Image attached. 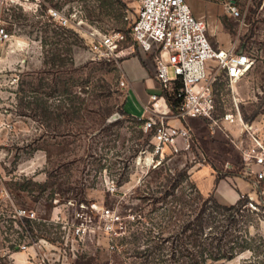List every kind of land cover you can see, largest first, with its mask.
Returning a JSON list of instances; mask_svg holds the SVG:
<instances>
[{
    "label": "rangeland",
    "instance_id": "obj_1",
    "mask_svg": "<svg viewBox=\"0 0 264 264\" xmlns=\"http://www.w3.org/2000/svg\"><path fill=\"white\" fill-rule=\"evenodd\" d=\"M119 1L121 5L96 11L99 3L95 0H0V27L10 35L0 45V264H11L9 256L21 251L19 246L28 247L27 253L36 248L33 239L23 235L19 219L10 221L12 211L18 209L63 224H48L53 234L43 238V249L37 247L51 264H156L154 256L145 263L139 252L153 249L159 234L168 237L178 229L182 218L177 198L193 205L182 215L201 207L203 201L188 188L193 183L199 188L203 185L202 165H210L219 177L244 182V191L254 189L239 177L240 154L202 118L189 119L196 140L192 153L166 155L162 164L153 163L150 147L145 145L148 135L143 132L141 137L137 122L119 112L129 103L120 86L123 63L136 58L155 70L153 57L135 49L132 56L119 60V67L114 61H98L91 52V33L123 32V47H132L126 31L137 19L139 0ZM186 2L192 12L202 13L214 47L236 48L254 62L232 89L220 88L217 115L233 111L235 100L243 117L256 111V117L264 115V0ZM229 2L238 9L239 17L228 14ZM47 8L76 14L84 22L85 32L57 35ZM58 55L66 65L52 64ZM132 62L136 61L130 60L127 67ZM169 75L173 77L172 71ZM129 77L139 79L141 86L138 74ZM195 158L200 163L194 164ZM227 163L236 167L228 175ZM187 165L192 166L190 174L196 168L194 180L190 178L162 208L154 193L167 172L175 173ZM254 206L257 210L248 206L239 226L241 235L249 230L257 253L245 251L231 261L215 264H264V208ZM107 209L119 217L109 231L110 219L103 217ZM81 222L87 223V230L75 238L70 228ZM173 248L166 243L163 258L170 260ZM157 254L154 250L153 255Z\"/></svg>",
    "mask_w": 264,
    "mask_h": 264
},
{
    "label": "built area",
    "instance_id": "obj_2",
    "mask_svg": "<svg viewBox=\"0 0 264 264\" xmlns=\"http://www.w3.org/2000/svg\"><path fill=\"white\" fill-rule=\"evenodd\" d=\"M228 14L239 17L240 13L232 2L226 5ZM48 19L57 28L70 29L82 34L84 22L76 14H67L62 10L47 8ZM85 32V31H84ZM91 52L98 61L116 62L132 56L137 49L141 54L153 57L156 80L161 87V93L179 85L177 99L180 106L173 113L164 97L152 95L150 104L146 107L147 118L142 125L146 135H150L153 163L162 164L166 155H178L193 151L195 133L189 119L202 118L212 132L220 131L227 141L240 154L239 177L251 182L255 187L258 206H264V115L245 119L239 104L235 100V109L222 116L217 115V94L221 87L233 88L251 70L254 62L244 52L236 48H216L209 38V26L204 19L196 17L186 0H139L138 16L132 26V47H123L126 34L91 33ZM10 35L5 28L0 27V45L8 42ZM120 67V64H119ZM172 71L173 77L169 73ZM123 90L128 89V81L123 74L120 83ZM176 121L178 124H172ZM169 152V154H167ZM156 159V160H154ZM236 167L227 163L225 173H232ZM257 210L254 204H249ZM15 218L42 222L51 226L63 225L58 220L47 222L37 218L36 213L27 209H18ZM103 217L109 224L119 220L111 210H105ZM58 219V218H56ZM87 223L81 222L70 228L75 238L82 237L87 230ZM67 228L64 226V229ZM33 239L32 259L37 264H51L43 249L46 241L43 238ZM39 241L40 243L37 244ZM32 245V244H31ZM37 247H39L37 249ZM21 252L30 249L18 247ZM32 249V248H31ZM41 251V250H40Z\"/></svg>",
    "mask_w": 264,
    "mask_h": 264
},
{
    "label": "trees",
    "instance_id": "obj_3",
    "mask_svg": "<svg viewBox=\"0 0 264 264\" xmlns=\"http://www.w3.org/2000/svg\"><path fill=\"white\" fill-rule=\"evenodd\" d=\"M95 1L96 3H99L96 11L105 8V6L109 9L111 7L113 8L115 4L121 5L119 0ZM99 15H101L100 12ZM57 29L60 33L57 35L69 33L78 36L73 30ZM124 29L125 28L121 31H124ZM131 31L132 27L130 30L126 31V33L129 34L130 39H132ZM68 52H71V49H69ZM60 57L61 56L58 55L53 58L52 64L55 65L57 62H60V66L66 65L64 63L65 59H61ZM179 89L180 86L177 84L172 86L170 90L161 93V96L166 99L169 108L173 113L177 112L180 106V100L177 99ZM119 112L121 116L136 121L137 125L141 128L146 121V119L139 120L138 118L131 116L124 108ZM258 112L259 111L254 112L252 116H246V114H244V118H255L258 115ZM140 133L142 137L143 131L141 130ZM151 137L152 136L150 135L147 136L145 144L146 146L149 145L150 150L152 149V146L150 145ZM193 163L198 164L200 161L195 158ZM191 168L192 166L187 165L185 168L176 171L175 173L167 172L164 181L160 183V189L154 193V196L156 195V197H154L155 202L161 203L162 208L167 205V199L169 197L174 198L176 192L178 193L183 186L188 183L191 178ZM222 179V177L218 176L215 185L217 186ZM118 185L122 186L121 183H118ZM188 189L190 194L194 192L197 193L198 199H201L203 204L197 211L196 209H192L193 212L191 214L182 215L183 211L188 210L189 207L193 208V205H190L187 201H183V198H175V204L179 206V211L181 212L180 217L182 220H179L181 221L180 225L177 226L178 229L174 232L172 231L168 237L163 236L162 233L161 235L159 234L158 244L152 246L153 249L147 247L139 252V255L145 260V263L150 262L154 256V259L158 261L156 264H215L222 261H231L245 251H252L255 252V254L257 253L253 246L255 239L250 236L249 230L246 229L243 235L240 234L242 228H240L239 225L246 216V213L249 212L248 205L251 203L255 204L249 196H241L235 205L223 206L215 199L214 193H210L205 199L195 184L190 185ZM21 190L26 191V187L22 186ZM259 207L264 208L263 205ZM15 212L16 211H12L11 213V222L15 221L13 219L16 215ZM253 214L258 215L257 212H254ZM19 226L22 228L23 235L27 238L46 239L53 234L51 233L52 226L49 228L48 225L42 222L38 223L30 220H19ZM166 243H169L171 247H174V254H172L170 260L163 258L166 256L164 254ZM15 246L16 245L11 246L12 250L15 249ZM154 250L159 253L157 254L158 257L157 255H153Z\"/></svg>",
    "mask_w": 264,
    "mask_h": 264
},
{
    "label": "crops",
    "instance_id": "obj_4",
    "mask_svg": "<svg viewBox=\"0 0 264 264\" xmlns=\"http://www.w3.org/2000/svg\"><path fill=\"white\" fill-rule=\"evenodd\" d=\"M193 13H195L196 17L203 19V15L201 12L196 10L193 11ZM130 60H135L136 62H132V64H130V67H127V64ZM130 60H127L123 63V74L128 81V89L125 92L127 93L129 100V103L127 101L125 110L131 116H134L136 118H147L148 114L146 113V107L150 104V97L152 95H160L161 87L159 82L156 80V72L154 69H151L147 65L144 66L145 63L143 61H140L139 59L133 58ZM132 73L138 74L141 77L140 81L143 80L142 84H140L141 86L137 84L139 83V79L136 81L130 80L129 76L132 75ZM145 83H147V85H145ZM171 123L175 125L178 124L176 121H171ZM167 154H169V152H167ZM200 169H205V171L202 172V180H200L203 184L201 185L202 187L200 186L201 190L198 184H194L203 195L214 193L215 198L221 205H235L239 201L241 196L246 195L251 199H256L255 187L253 183L250 182L251 186H253L254 189H251L249 190V192H247L243 190V186L245 184L244 182L240 181L237 178L226 176L225 179L223 178L216 186L215 182L218 176L215 174L212 167L210 165H208V167L202 165ZM195 170L196 168H193V171L191 172V179L193 178V180ZM245 186H247V184H245ZM1 254L2 251H0V255ZM33 255L34 252L27 253L17 251L10 254L9 259L11 264H37L36 261L32 259Z\"/></svg>",
    "mask_w": 264,
    "mask_h": 264
}]
</instances>
